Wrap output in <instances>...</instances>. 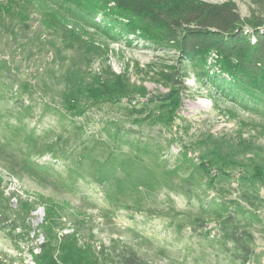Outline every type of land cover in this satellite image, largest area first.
Masks as SVG:
<instances>
[{
    "label": "rangeland",
    "instance_id": "1",
    "mask_svg": "<svg viewBox=\"0 0 264 264\" xmlns=\"http://www.w3.org/2000/svg\"><path fill=\"white\" fill-rule=\"evenodd\" d=\"M31 1L0 0V264H39L48 241L56 258L62 235L97 264H120L126 248L148 264H234L231 244L204 212L247 189L264 199V178L253 176L264 172V118L191 71L182 86L167 80L160 72L175 52L114 42L72 22L49 29L42 4ZM122 1L172 15L190 0ZM194 1L249 15L244 0ZM114 127L151 150L114 140ZM198 159L214 187L186 164ZM189 174L196 184L185 182ZM257 215L247 264H264V203ZM197 217L207 226H195Z\"/></svg>",
    "mask_w": 264,
    "mask_h": 264
},
{
    "label": "trees",
    "instance_id": "2",
    "mask_svg": "<svg viewBox=\"0 0 264 264\" xmlns=\"http://www.w3.org/2000/svg\"><path fill=\"white\" fill-rule=\"evenodd\" d=\"M32 1L42 4V18L49 29L57 30L61 25L66 31L65 24L72 22L94 28L114 42L125 38L126 43H131L135 39L144 48L159 53L175 52L176 59H172V64L163 65L160 72L167 80L182 86L181 79L191 71L196 80L203 81L217 96L264 118V0H244L249 5L247 17H241L236 5L227 2L212 4L190 0L181 11L171 15L158 9L137 12L134 7L124 6L122 0ZM108 3H113L112 9ZM3 10L0 7V14ZM95 98L98 99L96 94ZM168 102L173 105L170 100ZM130 135L123 136L120 129L114 127L112 138L136 152L151 150ZM182 158L185 159L186 154ZM186 164L193 172L202 174L208 188L215 186L210 168L201 159L196 164ZM258 175L264 178L263 171L254 169L253 176ZM192 179L189 174L185 182L196 184ZM248 190L240 191L239 199H213L204 212L216 222L215 230L224 243L231 244L235 252L234 264H247L251 260L253 235L248 227L262 223L257 211L264 199ZM227 194L225 191L222 195L230 196ZM205 220V217H197L193 222H196L195 226L203 227L207 226ZM210 232L208 230L209 235ZM51 247H55L51 241L39 246V254L36 255L39 264H56V261L61 264H97L94 255L77 247L72 235H62L57 244L59 256L56 258ZM103 251L98 254H103ZM118 252L116 256L120 264H148L132 248Z\"/></svg>",
    "mask_w": 264,
    "mask_h": 264
}]
</instances>
